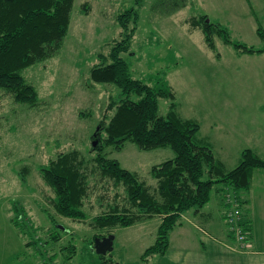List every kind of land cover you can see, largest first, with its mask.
<instances>
[{"label":"rangeland","instance_id":"rangeland-1","mask_svg":"<svg viewBox=\"0 0 264 264\" xmlns=\"http://www.w3.org/2000/svg\"><path fill=\"white\" fill-rule=\"evenodd\" d=\"M135 2L73 0L60 49L22 70L25 81L36 90L37 101L33 105L20 103L0 89V264L44 263L35 243L26 248L27 254L16 258L24 237L10 220L13 203L24 208L40 241L54 230L53 224L67 229H55L59 238L48 244V256L55 255L47 264H100L89 240L108 232L114 239L111 251L103 257L105 264H181L172 259L181 258L183 253L193 254L197 245L200 248L198 227L208 230L206 225L212 227L214 218L218 219L214 203L217 197L212 189L210 200L199 210L184 212L191 220L185 216L180 219L183 228L174 227L165 253L142 259L144 249L154 242L158 216L109 230L92 223L96 214L126 203L120 183L116 185L87 169L84 220L61 216L49 201L52 191L42 181L38 166L59 151L77 149L84 157L93 156L92 134L98 122L112 114L106 105L112 96H117L118 88L91 82L89 68L99 60L98 54H106L112 43L123 37L117 16L130 8L137 9L138 18L128 22L133 31L128 50L122 55L133 76L152 85L164 79L173 91L175 111L199 124L198 138L209 145L226 169L238 163L243 148L253 149L264 159V39L256 32L257 27L264 31V0ZM202 14L225 27L232 40L261 50L242 53L225 43L218 33L212 35L214 49L208 48L200 28L189 26ZM169 102L166 97H157L160 115L169 112ZM105 150L120 166L134 172L151 192L156 180L150 166L174 155L168 146L139 149L128 140L119 149L107 146ZM25 165L26 172L22 169ZM220 191L223 203L237 201L233 188L221 186ZM241 193L249 205L256 207V213L251 208L253 215H260L264 209V170H255L251 186ZM204 210L211 213L210 217L201 216ZM48 214L53 216V222ZM222 221L221 225L226 224L223 217ZM178 231L184 232L183 238L177 236ZM67 244H74L72 254L64 247Z\"/></svg>","mask_w":264,"mask_h":264},{"label":"trees","instance_id":"trees-1","mask_svg":"<svg viewBox=\"0 0 264 264\" xmlns=\"http://www.w3.org/2000/svg\"><path fill=\"white\" fill-rule=\"evenodd\" d=\"M134 1L140 3V0ZM72 4L73 0H0V89L12 95L15 101L30 105L37 101L36 90L25 81L22 70L60 49L69 27ZM84 5L88 7L87 3ZM137 18L138 11L135 8L117 16L123 37L114 41L106 54H98L99 60L89 68L88 77L91 82L112 84L118 88L117 96H112L106 105L112 114L104 116L92 134L96 143L92 145L91 142V150L95 153L91 157H84L77 149L59 151L46 163L40 164L38 172L44 184L52 191L49 201L55 212L74 220L87 217L83 208L87 194V169L99 174L100 178H108L116 185H123L126 203L112 205L108 210L96 214L92 217V223L99 229L109 230L158 216L154 242L144 249L141 254L143 259L152 254L165 253L170 231L181 223L182 214L189 209L199 210L210 200L212 189L229 186L236 196L241 190H248L254 171L264 170V159L253 149L243 148L238 163L226 169L222 161L215 158L209 145L198 138L199 124L179 116L175 111L174 94L165 80L161 78L152 85L133 76L122 53L128 50L133 31L128 28V22L134 23ZM190 24L200 28L204 42L210 49H214L212 35L218 33L225 43L242 53L261 50L232 40L225 27L211 20L206 21L205 14L194 18ZM256 32L264 39L261 27H257ZM158 96L170 100V110L165 116L158 113ZM127 140L139 149L166 146L172 149L174 155L171 158L150 166V174L156 180L153 192L134 172L109 157L105 150L107 146L119 149ZM22 169L28 171L27 165ZM20 179L23 181L22 177ZM230 202L224 203V212ZM236 203L241 211L239 225L249 239L248 220L238 197ZM48 215L53 222V216ZM10 220L17 233L24 237L23 250L16 258L27 254L26 248L35 243L34 246L40 249L39 257L47 264L55 255L52 253L48 256V244L59 238L55 229L67 232L66 228L56 223L47 239L40 241L41 238L36 234L37 228L26 216L24 208L14 203ZM94 237L89 240L92 251ZM64 247L70 254L74 252V244ZM105 254H97L101 259L100 264H105Z\"/></svg>","mask_w":264,"mask_h":264},{"label":"crops","instance_id":"crops-1","mask_svg":"<svg viewBox=\"0 0 264 264\" xmlns=\"http://www.w3.org/2000/svg\"><path fill=\"white\" fill-rule=\"evenodd\" d=\"M219 191L220 189L215 188L217 200L214 201V203L218 209V219L214 218L215 223L212 224V227L206 225L209 228L208 230L204 226L198 227V230L201 232L198 238L200 248L197 245V247H194L195 252L193 254H189V252L183 253L181 258H175L172 259V261L175 263L181 262V264H264V209L261 211L260 215L257 214L254 216L253 212L255 210L256 213V207L254 208L249 205L248 199L244 198L241 191L238 193L237 197L241 201L245 213L244 215L248 220L250 228V237L247 240V244L246 246L244 245V247H241L238 243H235L232 236L226 231V226H223L226 224L221 225L220 223L223 222L222 210L225 204L223 203L222 197L219 198ZM251 208L253 209V212L251 211ZM200 213L203 217H210L211 214L205 210ZM183 214L181 218L185 216V214ZM185 217L188 221L191 220L189 215H186ZM177 225V228H183L181 223ZM222 227H225V230ZM174 229L175 228H173L170 233ZM183 235V231L177 232V236L183 238ZM170 245L171 239L169 234L168 247H170ZM22 250L23 248H21V251ZM183 250L188 251L189 249L183 248ZM20 252H17V254Z\"/></svg>","mask_w":264,"mask_h":264},{"label":"built area","instance_id":"built-area-1","mask_svg":"<svg viewBox=\"0 0 264 264\" xmlns=\"http://www.w3.org/2000/svg\"><path fill=\"white\" fill-rule=\"evenodd\" d=\"M241 216V211L237 206V203L230 202V206L225 210L223 218L225 219L228 233L236 240L239 246H246L247 244V234L243 231L242 227L239 225V220Z\"/></svg>","mask_w":264,"mask_h":264},{"label":"water","instance_id":"water-1","mask_svg":"<svg viewBox=\"0 0 264 264\" xmlns=\"http://www.w3.org/2000/svg\"><path fill=\"white\" fill-rule=\"evenodd\" d=\"M206 21L208 19L206 18ZM96 141H92V145H95ZM63 228L61 225H59ZM114 235L113 233H108L103 236H95L93 239V249L97 254H105L106 252L111 251L113 244Z\"/></svg>","mask_w":264,"mask_h":264},{"label":"flooded vegetation","instance_id":"flooded-vegetation-1","mask_svg":"<svg viewBox=\"0 0 264 264\" xmlns=\"http://www.w3.org/2000/svg\"><path fill=\"white\" fill-rule=\"evenodd\" d=\"M103 236V235H102ZM101 237V236H100Z\"/></svg>","mask_w":264,"mask_h":264}]
</instances>
